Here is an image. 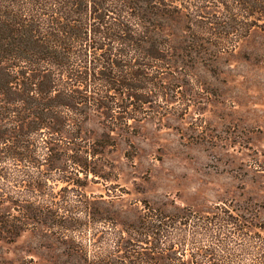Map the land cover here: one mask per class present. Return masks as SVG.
Masks as SVG:
<instances>
[{
  "label": "trees",
  "instance_id": "16d2710c",
  "mask_svg": "<svg viewBox=\"0 0 264 264\" xmlns=\"http://www.w3.org/2000/svg\"><path fill=\"white\" fill-rule=\"evenodd\" d=\"M262 27L264 0H0L4 230L17 235L25 228L23 221H12L17 201L4 187L42 188L53 171L60 180H72L69 167L83 179L95 176L100 156L115 146L114 134L136 131L128 121L161 119L179 95L186 99V71L191 58L206 53V44L220 49L234 33L229 46L235 47L252 28ZM94 120L103 127L99 134L89 126ZM172 209L147 205L143 211L140 234L144 240L151 236L152 246L119 255V237L112 252L91 263L220 264L218 248L229 250L221 235L264 229L257 217L226 206L207 213ZM34 210L24 202L20 217ZM91 211L94 217L83 225L107 220ZM199 236L213 245L198 246ZM76 250L80 264L88 262L83 249Z\"/></svg>",
  "mask_w": 264,
  "mask_h": 264
},
{
  "label": "rangeland",
  "instance_id": "374dc122",
  "mask_svg": "<svg viewBox=\"0 0 264 264\" xmlns=\"http://www.w3.org/2000/svg\"><path fill=\"white\" fill-rule=\"evenodd\" d=\"M229 44H206L201 58H191L186 99L179 95L161 119L128 121L136 131L114 134L115 146L100 156L95 176L83 179L69 167L72 180L53 171L42 188L4 187L17 201L12 221L25 228L14 235L0 224V264H80L78 247L88 259L83 264H92L119 237V255L152 246V237L140 234L147 205L201 213L226 206L264 222V27ZM89 126L96 134L103 129L97 120ZM76 177L82 181L72 182ZM24 202L35 209L26 219L19 213ZM91 210L107 220L83 225L94 217ZM243 232L220 236L229 250L216 247L223 255L218 263L264 264V229ZM197 238L198 246L213 245Z\"/></svg>",
  "mask_w": 264,
  "mask_h": 264
}]
</instances>
